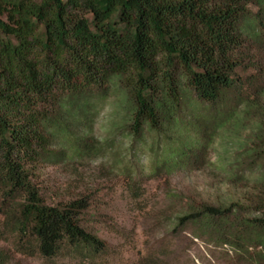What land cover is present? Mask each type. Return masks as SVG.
<instances>
[{"label": "trees", "instance_id": "1", "mask_svg": "<svg viewBox=\"0 0 264 264\" xmlns=\"http://www.w3.org/2000/svg\"><path fill=\"white\" fill-rule=\"evenodd\" d=\"M260 53L264 0H0L5 230L48 259L67 253L95 261L110 254L107 241L83 222L91 200L48 203L34 178L43 164L69 156L57 148L61 137L85 140L76 127L94 115L97 100L117 89L133 142L143 141L145 131L160 136L181 125L193 127L188 141L170 136L168 143H176L164 159L170 167L185 163L187 150L205 147L233 116L248 123L247 141L227 170L231 180L246 181L247 204H190L177 221L218 234L240 251L260 247L249 255L254 264H264ZM250 68L256 74L241 81L239 71ZM244 82L253 96L244 93ZM183 114L194 120L184 121ZM151 259L142 257L138 264ZM10 260L0 246V264Z\"/></svg>", "mask_w": 264, "mask_h": 264}, {"label": "rangeland", "instance_id": "2", "mask_svg": "<svg viewBox=\"0 0 264 264\" xmlns=\"http://www.w3.org/2000/svg\"><path fill=\"white\" fill-rule=\"evenodd\" d=\"M260 55L264 64V54ZM256 72L255 68L240 70L241 81ZM243 87L253 96L249 83ZM125 111L117 89L97 100L94 115L76 127L85 140L78 142L72 134L61 137L57 148L69 156L43 164L34 178L48 203L88 197L91 206L83 222L107 241L110 254L95 261L67 253L45 258L8 233L0 216V246L11 255L8 264H138L145 256L153 258L150 264H254L249 252L260 247L240 251L218 234L177 221L190 204H247L246 181L231 180L227 170L239 144L247 141L248 123L233 116L215 130L205 147L187 150L182 156L187 161L170 167L164 161L168 149L176 145L169 144L170 136L188 141L193 127L181 125L160 136L145 131L143 141L133 142L127 136ZM182 118L194 120L189 114Z\"/></svg>", "mask_w": 264, "mask_h": 264}]
</instances>
